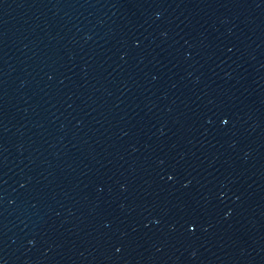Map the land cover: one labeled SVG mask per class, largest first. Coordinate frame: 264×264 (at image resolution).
<instances>
[{
  "label": "water",
  "instance_id": "1",
  "mask_svg": "<svg viewBox=\"0 0 264 264\" xmlns=\"http://www.w3.org/2000/svg\"><path fill=\"white\" fill-rule=\"evenodd\" d=\"M0 264H264V0H0Z\"/></svg>",
  "mask_w": 264,
  "mask_h": 264
}]
</instances>
